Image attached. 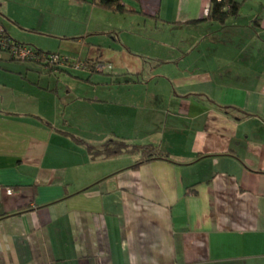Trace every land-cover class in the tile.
Returning a JSON list of instances; mask_svg holds the SVG:
<instances>
[{
  "label": "crops",
  "instance_id": "obj_1",
  "mask_svg": "<svg viewBox=\"0 0 264 264\" xmlns=\"http://www.w3.org/2000/svg\"><path fill=\"white\" fill-rule=\"evenodd\" d=\"M25 1L0 0L9 38L85 64L0 53V264H264V0L224 24L210 0ZM112 138L168 157L91 155Z\"/></svg>",
  "mask_w": 264,
  "mask_h": 264
},
{
  "label": "trees",
  "instance_id": "obj_2",
  "mask_svg": "<svg viewBox=\"0 0 264 264\" xmlns=\"http://www.w3.org/2000/svg\"><path fill=\"white\" fill-rule=\"evenodd\" d=\"M74 1H78L81 3H89L104 10H112L121 13L126 11L121 2L122 0H74ZM241 6H242V2L236 0H210L209 10L207 12L206 19L211 21H216L219 24H224V22L228 18L238 16ZM1 29H2V36L7 41V46H10L14 43H19L11 40L8 34L5 32V30L2 27ZM6 49L7 48H3L0 50L6 51ZM32 49L35 51L36 58L30 60H34L39 64L46 66L47 68H49V70H58V69L67 70V68L72 67L75 62H80L81 63L80 67L84 66L85 64V62H81L78 59L75 60L65 55H60L57 52H44L42 50L33 47ZM49 54L59 55L60 57L65 58L67 60L66 61L67 63L63 66L48 64L47 59ZM11 58L15 59L14 57ZM88 149L91 152L92 156H102V157H109L111 155H115L118 153L138 152L139 158L132 165V168H138L143 163L149 162L153 159H158V158L167 159L168 157L166 153L162 152L155 145L128 143L125 140L116 139V138L106 140L104 143L101 144L99 148H96L91 144H88Z\"/></svg>",
  "mask_w": 264,
  "mask_h": 264
},
{
  "label": "rangeland",
  "instance_id": "obj_3",
  "mask_svg": "<svg viewBox=\"0 0 264 264\" xmlns=\"http://www.w3.org/2000/svg\"><path fill=\"white\" fill-rule=\"evenodd\" d=\"M34 2H36L35 3V6H33L32 1H31V3H27V1H25L24 4L20 6V8H22L23 12L26 15H27V11H29L28 17L30 18V20L31 19H35V20L40 21V22L48 21L49 19L51 21H53V20H59V18L57 16H55L54 14H51V11L49 10L50 9L49 0H35ZM35 7H36V10H33L32 11L31 8H35ZM33 12H35L34 16L31 15ZM26 15H25V17H26ZM45 35H47V34L39 33L37 35V38L40 39V40H47V39L50 38V37H47ZM32 36H35V35H32ZM40 40L38 42L34 41L33 43H35L36 45H42V47H44V48L45 47L51 48L54 45V44L51 43V41L48 42V43H44V42H42ZM35 44H24V45L32 48L33 46H35ZM36 47H38V46H36ZM0 53L2 55L7 56L8 58H11L10 53L7 52V51H5V50H0ZM58 53L60 55H65V56L70 57V58H73L75 60L78 59L75 56H69L67 54H62L60 52H58ZM12 61H14V62H21V63H28V64H31V63L34 64L36 62L34 60H21V59H13ZM73 68H75V67L74 66L69 67V69H73ZM75 69H78V68H75Z\"/></svg>",
  "mask_w": 264,
  "mask_h": 264
},
{
  "label": "built area",
  "instance_id": "obj_4",
  "mask_svg": "<svg viewBox=\"0 0 264 264\" xmlns=\"http://www.w3.org/2000/svg\"><path fill=\"white\" fill-rule=\"evenodd\" d=\"M7 48L6 51L10 53L11 57H14L15 59H21V60H30L33 58H36L35 51L20 43H14L10 46H7V41L2 36V29L0 28V49ZM67 60L63 57H60L59 55L49 54L47 62L48 64L57 65V66H63L67 62ZM75 68H79L81 66L80 62H75L73 64ZM95 67L99 70L104 68V65L102 64H96ZM8 193L11 192L10 189L7 190Z\"/></svg>",
  "mask_w": 264,
  "mask_h": 264
}]
</instances>
